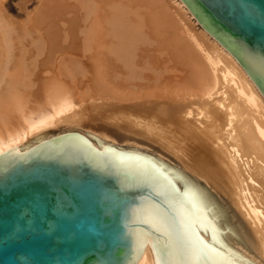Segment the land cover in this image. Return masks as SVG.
Returning a JSON list of instances; mask_svg holds the SVG:
<instances>
[{
  "label": "bare ground",
  "instance_id": "6f19581e",
  "mask_svg": "<svg viewBox=\"0 0 264 264\" xmlns=\"http://www.w3.org/2000/svg\"><path fill=\"white\" fill-rule=\"evenodd\" d=\"M67 15H80L82 28L73 19L63 30ZM5 24L0 17V69L8 81L0 93V154L73 133L97 152L108 147L159 162L198 192L229 249L264 264V100L180 0H43L20 37ZM144 48L158 54L141 57ZM4 56L19 61L4 66ZM43 69L55 75L41 79ZM96 121L162 154L119 144L90 128ZM211 188L226 197L249 238ZM136 264H154L147 244Z\"/></svg>",
  "mask_w": 264,
  "mask_h": 264
},
{
  "label": "water",
  "instance_id": "95a60500",
  "mask_svg": "<svg viewBox=\"0 0 264 264\" xmlns=\"http://www.w3.org/2000/svg\"><path fill=\"white\" fill-rule=\"evenodd\" d=\"M264 100V0H180ZM252 264L165 165L70 133L0 154V264Z\"/></svg>",
  "mask_w": 264,
  "mask_h": 264
},
{
  "label": "rangeland",
  "instance_id": "374dc122",
  "mask_svg": "<svg viewBox=\"0 0 264 264\" xmlns=\"http://www.w3.org/2000/svg\"><path fill=\"white\" fill-rule=\"evenodd\" d=\"M43 0H30L28 1L25 6H20V0H0V17L2 19V23H5L6 22V27L8 26V28H4V31L5 29L8 30L6 32L9 33V35L11 36H16L19 35V37L21 36V34L23 33V29L25 27H28L30 24H31V21H32V18L34 16V13L36 12L37 8L39 7V5L42 3ZM75 16V15H74ZM80 18V15H77L75 17H71L70 15H67V16H63V19L61 21V28L63 30L66 31V25L65 24H68L71 20H76V22L79 24V28L81 29L82 28V25L80 24V21L78 20ZM65 25V26H64ZM199 26L197 25V28ZM3 29V28H2ZM28 29L30 30V28L28 27ZM17 30V31H16ZM21 31V32H20ZM16 32V33H15ZM6 33V35L8 34ZM20 33V34H19ZM14 34V35H13ZM16 34V35H15ZM33 34V33H32ZM7 35V36H9ZM16 40V39H15ZM145 49V48H144ZM142 49L139 53L141 54V57H149L151 55H157V51L154 52V49L152 48H146L145 50ZM153 52V53H152ZM146 53V54H145ZM150 53V54H149ZM62 57V56H61ZM65 57V56H64ZM44 59V56L39 58L38 60H36L38 62V66H40L42 68V65L44 63L45 60ZM146 58H144L145 60ZM78 60V59H77ZM142 60V62L144 61ZM148 60V59H147ZM16 61H19V60H14L13 58H10L9 56H4L3 57V60H2V63L4 66H9V64L11 65V63H14V65L16 64L15 62ZM56 61H59V58L55 59V62ZM64 61L65 60H61L60 63L63 62V65H64ZM79 61V60H78ZM83 61V60H82ZM13 65V64H12ZM56 65V64H55ZM39 74V73H38ZM55 75V71L54 70H49V69H43L41 74H40V78L42 79H46L50 76H53ZM65 80V78H64ZM8 81L6 80V78L3 76V71L0 69V93H3L6 92V83ZM65 82L67 83H71L70 80H66ZM85 82V81H83ZM77 83V82H76ZM82 85L78 84V87L80 88L79 92L82 91V89H86V84L87 83H82ZM5 85V87L3 88V86ZM8 85V83H7ZM80 85V86H79ZM82 86V87H81ZM85 87V88H84ZM82 88V89H81ZM76 94V93H75ZM74 102L75 103H78V97L75 96L74 98ZM76 106L78 107V105L76 104ZM81 108H86L85 107H81ZM96 125H89L90 128H92L93 130L95 131H104L105 133H107L110 137H112L117 143L119 144H126V143H129V144H139L141 146H143L145 149L149 150V151H152L156 154H159L161 155L162 153L158 150V148H156L155 146H152V145H149V144H146L144 143L143 141H141L140 139L138 138H132V137H129L127 136L126 134L124 133H121L119 131H117L116 129L112 128V127H109V126H106L105 128L102 126V124H100V122H97L95 123ZM89 126H85V128H88ZM57 131L53 130V134L54 133H60V131L63 130V128H58L56 129ZM165 159L169 160V161H172L174 162L173 159L169 158L168 156H165L164 157ZM175 163V162H174ZM211 191L216 195L218 201L220 202L221 205L225 206L226 209L228 210V213L230 215V217L239 225L241 226L243 232L246 234V236H248L249 238V232L248 230L246 229L245 225L243 224L240 216L238 215V213L235 211V209L229 204L228 200L226 199L225 196H223L220 192H218L217 190H215L214 188H211Z\"/></svg>",
  "mask_w": 264,
  "mask_h": 264
}]
</instances>
